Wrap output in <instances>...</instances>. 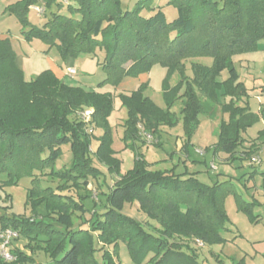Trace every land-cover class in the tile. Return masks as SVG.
I'll return each instance as SVG.
<instances>
[{"label": "trees", "instance_id": "trees-1", "mask_svg": "<svg viewBox=\"0 0 264 264\" xmlns=\"http://www.w3.org/2000/svg\"><path fill=\"white\" fill-rule=\"evenodd\" d=\"M7 1L5 11L27 28L24 37L56 46L64 59L103 50L105 78L98 89L116 88L125 77L148 73L154 65L167 72L162 84L164 109L144 94L148 82L117 95L127 111L122 141L134 153L133 166L122 173L107 122L112 94L69 85L50 69L26 81L10 42L0 39V175L5 176L4 184L30 178L25 202L29 214L0 217V229L16 230L28 252L15 249V259L0 258V264H117L120 243L134 264H202L191 242L178 241L198 237L207 244L224 242L228 195L252 223L259 221L253 213L259 203L243 200L230 180L207 184L192 173H175L174 168L152 170L135 142L142 133L157 139L161 127L173 128L181 121L185 146L199 116L212 115L218 107L228 119L220 121L213 151L234 156L244 143L242 134L258 116L245 101L247 88L231 58L256 50L264 39V0H169L177 12L171 21L160 6L152 5L153 0H138L131 9L123 7L122 0H74L75 7L66 4L68 15L52 13L40 26L28 21L30 7L54 3L60 7L57 0ZM198 57L210 58L211 63L191 62L188 75L185 62ZM173 75L178 80L170 86ZM221 97L229 100L221 102ZM177 99L182 101L178 113L172 111ZM83 107L93 108L92 124L103 131L94 151L90 146L95 128L90 135L80 119L71 118ZM63 145L69 146L71 163L55 170ZM254 151H244L239 158L248 159ZM93 160L117 176L102 195L100 208L86 190L90 178L103 174ZM42 175L56 181L55 187L43 186ZM6 199L11 201L9 195ZM133 202L144 221L123 212L125 204ZM36 252L50 262H36Z\"/></svg>", "mask_w": 264, "mask_h": 264}, {"label": "rangeland", "instance_id": "rangeland-1", "mask_svg": "<svg viewBox=\"0 0 264 264\" xmlns=\"http://www.w3.org/2000/svg\"><path fill=\"white\" fill-rule=\"evenodd\" d=\"M68 5L75 7L74 0H67ZM138 0H122V6L128 9H131L134 4ZM169 0H153L152 5L160 6L165 18L167 21H171L177 15L176 9L168 4ZM5 2L6 0H0V39H8L10 42V46L12 51L14 52L16 57L21 59L20 68L22 70L23 78L26 81L33 80L41 71L50 69L54 73L57 70L54 69L56 67L63 66L65 68L64 74L66 76L64 82L67 84L77 85L80 84L84 86L86 90L96 89L97 84L105 78V74L101 69V62L103 60V50L96 49L94 53H79L74 57L78 61L73 63L71 68L75 70L73 74H69L67 70L69 69L68 65L66 64V59H64L58 48L56 46L48 47L45 43H43L38 38H32L27 40L24 37L23 31L27 28L24 27L13 15L9 12L5 11ZM58 3L61 4L59 7L56 3H54L51 7L44 6L42 4H37L38 6L44 7V13L39 16V14L34 11L33 9H29L27 18L28 21L36 26H40L52 15V13H59V14H69V9L67 3L64 0H57ZM232 62L237 69L238 73L243 76V82L248 89L249 96V103L248 107L253 113H259L261 115L264 112V107L259 103L261 102L257 96L254 94L253 86L258 84H263L264 79V39L258 42V48L253 51L244 52L240 54H235L232 56ZM191 62H200L206 65L211 63L210 58H192L191 60H187L185 62V66L187 69V74L190 75V63ZM167 69L161 65H154L150 69L148 73L141 74L137 77H125L121 83L116 88L112 86H107V89H102L103 92L109 91L113 96V105L110 114L107 117L108 125L111 129L112 135V145L111 148L115 151V156L121 160V172H126L127 170L131 169L134 162V153L132 150L125 148L124 143L122 141L123 136V123L127 117V111L124 106H121L117 95L119 93H129L135 90L141 83L148 82V86L144 91V94L152 99V101L159 106L160 108L164 109L166 107L165 102L163 100L162 95V84L164 78L166 76ZM227 77V72L223 71L221 73V78L225 79ZM178 80L177 75H173L169 80L170 86L172 83ZM261 82V83H260ZM86 85V86H85ZM261 88H264L262 86ZM244 102H240L239 105H243ZM182 106L181 99H177L173 106L172 111L178 113L180 107ZM263 107V109H262ZM92 110L91 107H83L77 108L71 118H78L85 110ZM261 117L262 123H257L252 127L248 128L243 137L245 139H252V142H261L262 146L264 147V138L261 140L257 137L258 131L263 128L264 126V118ZM221 112L219 108L215 110L212 115H200V126L199 131H201L200 139H214L218 133V126L220 124ZM226 118V116H225ZM92 119V115H91ZM81 120V119H80ZM95 133L91 136L92 142L90 149L94 151L96 149V137L100 136L103 131L101 129L97 130L95 125ZM198 127V126H197ZM165 132L169 131V127L165 126ZM173 131L178 130L182 132V126L178 124L176 127L172 129ZM172 131V132H173ZM214 132L212 135L211 133ZM202 137V138H201ZM165 140H162L164 144V150H159L155 145L156 140L155 138H151V140H146L145 142L150 146H145L143 143H139L138 141L135 142V145L139 143V147L137 150L142 149L143 154H145L146 158L152 159L154 154H160V157H163L164 151L168 152L172 148L171 138L167 139L164 137ZM95 142L93 143V141ZM144 140V139H142ZM196 141H199V137L195 138ZM204 141V140H203ZM248 141V140H247ZM141 144V145H140ZM244 149V150H243ZM243 150V151H242ZM248 150L247 147L241 145L238 148L237 154L239 156L243 155L242 152ZM263 151V150H262ZM254 155L253 153L251 156ZM258 156V155H257ZM258 157L263 158L264 153L259 155ZM250 159V158H248ZM211 160V156H208V161ZM150 161V160H149ZM71 163V152L68 145L62 146V155L56 160L54 164L55 170H59L62 168H68ZM214 163L217 168H219V160H214ZM234 163L240 165L239 159H235ZM94 166H96L101 172L103 173L102 176L98 178H90L89 183L86 187V190L90 194V200L97 203L96 208H100V204L102 199V195L107 193L109 187L116 181L117 176L111 175L108 173L107 169L103 167L101 164L97 163L93 160ZM203 167V163H198ZM152 169H162L166 166H157ZM165 165V162H164ZM258 164L257 166H259ZM263 165V164H262ZM256 166V167H257ZM264 166V165H263ZM41 183L43 186H51L55 187L56 181L51 180L50 178L42 175L40 176ZM5 179L4 175H0V217L3 215H11V214H29V208L25 205L26 202V190L30 186V178L22 177L18 180L17 184H4L2 180ZM257 181H261L258 179ZM246 191V190H245ZM70 193L75 196V191H70ZM80 193H84L81 191ZM6 195H9L11 198L10 200L6 199ZM242 198L250 202L251 198L246 196V194L242 193ZM256 198H260V200L264 199V194L262 191L256 193ZM234 198V196H233ZM262 198V199H261ZM235 199V198H234ZM263 204L253 210V213L259 215V217H264V200ZM236 203V202H235ZM88 204H91L88 201ZM225 205V202H224ZM236 204H233L234 210L231 208L230 203H227L225 206L226 210L228 211L229 218L231 222L234 224L235 228L238 229L239 235L232 237L231 232L224 231L222 234L225 241L222 243H215V244H207L204 243L202 246H196L193 242L194 239H199L198 237H191L180 239L178 242L182 243H190V247L195 249L198 259L204 260L209 264H233V262L242 261L243 264H264V254L257 251V241L264 239V222L257 221L256 223H252L246 214L237 209ZM123 212L126 214L133 216L141 221L145 220V215L139 210V205L137 202H133L131 204L126 203L123 209ZM90 214L86 213L84 218L87 220L89 219ZM230 222V221H229ZM260 223V224H259ZM84 227L87 224H83ZM146 229H149L148 225L145 224ZM256 230V231H254ZM254 232L262 233L261 236H256ZM261 237V238H260ZM202 241V240H201ZM203 242V241H202ZM25 240L20 239L17 242V246L21 250H28L25 249ZM118 257H117V264H134L131 257L128 254L127 247L124 243L119 244L118 248ZM36 262L40 263H49L50 259L42 252H36L34 254ZM97 256L100 257V252L97 253ZM202 263V262H201Z\"/></svg>", "mask_w": 264, "mask_h": 264}, {"label": "crops", "instance_id": "crops-1", "mask_svg": "<svg viewBox=\"0 0 264 264\" xmlns=\"http://www.w3.org/2000/svg\"><path fill=\"white\" fill-rule=\"evenodd\" d=\"M8 3L9 2L6 0L4 7ZM153 6L156 7V5H153ZM77 61H78L77 59L68 57L66 59V64L68 65L69 68H71L73 63H76ZM16 63L20 67L21 59L19 57H16ZM53 66H54V69L57 70L55 73L56 76L60 80L64 81V79H65L64 76H66L64 74L65 68H63V66H60L59 68L56 67L55 65H53ZM219 79H221V78H219ZM239 79L243 82V76L241 74H239ZM176 81L173 82L172 85H174L176 83ZM69 85H72V84H69ZM79 86L84 88V86L81 84ZM262 86H264V79H263V84H258V85L253 86V88H254L253 92H254L255 96H257L259 98V100L261 101L259 103L264 107V88H261ZM107 88H108L107 86L103 87V89H107ZM95 90L99 91V92H103L102 89L96 88ZM126 94H128V93H126ZM249 96H250V94L248 93V89H247V97L245 98V101L248 103H249ZM228 100H229V97H221L220 98L221 102H227ZM263 107H262V109H263ZM256 114L258 116L257 123H262L260 116H262V118H264V112H262L261 115L258 112ZM225 116H226V118H225ZM227 119H228V115L221 113L220 121L221 120L226 121ZM178 124L181 125V121ZM199 126H200V120H199L198 127L196 128V130L194 131V133L192 135V138L190 139V142L185 146H184L185 138L183 135V131L182 132H180L178 130L173 131L172 130L174 128L173 127V128H168L169 131L165 132L166 128L161 127L160 131H159V135H158L157 139H155L156 143L159 145L155 144L153 146H156L159 150L160 149L164 150L163 149L164 144L162 143V140H165L164 137H166L167 139H169V138L172 139L171 140L172 148L168 152L164 151L163 157H160V154H157V155L154 154L152 159H149L150 160L149 161L146 158L145 154H143L142 149H139L138 152L142 153L143 156L145 157V160L149 164H151L150 169H152V167H155L156 166L155 164H157V166H159V165L160 166H166V167L162 168L161 170H163V169L167 170L170 168H174L175 173H184V172L185 173H192V174H194V176L197 179H199L200 181L205 182L207 184H212L214 182H222L225 180H230L232 182V184L234 185L236 192L238 193V195H240L241 198H242V196H241L242 193L246 194V196L251 198L250 201L256 200L259 203V205L257 207L260 208V206L263 204L262 200H264V199L261 198L262 200H260V198H256L255 196H256V193L258 192V190L262 191L264 194V166H263L264 165V157L263 158L259 157L260 158V163H259L260 165L257 166L255 164H249L250 159L241 160L239 158L240 157L239 154H237L238 149L236 150V153L234 154L233 157H231L229 154L223 153V152L216 153L213 151V145L215 144V142L217 140V136L215 139L213 137H211V139L210 138L206 139V141H205V139H203L204 141L201 140L200 135L202 132L201 131L198 132ZM97 130H99V129H97ZM143 134L144 133L141 134V137H140L141 139H140V141H138L141 144L143 142L142 139H144V142H145V136ZM211 134L213 135L214 132H212ZM243 134H242V136H243ZM99 135H101V131H100ZM198 137H199V141H196L195 138H198ZM243 138H244V143L242 145H244V147L248 148V150H245V151H249V149H252L253 151L255 150L253 152L254 155H252V156H257V155L259 156L262 153H264V147L262 146L261 142L256 143L254 141L252 142L251 138L250 139H245V137H243ZM256 138H258V140L259 139L261 140V138H264V126L262 129H260L258 131ZM94 142H95V140L93 141V143ZM263 142L264 141H262V143ZM139 143H137V145H136L137 147H139ZM97 144H98V142L96 141V146H97ZM144 145L150 146L146 142ZM199 148L202 149V152H200V153L197 152V149H199ZM209 155L211 156V160L209 162H207ZM249 158H251V156ZM216 159L219 160V168H217L215 163H214V160H216ZM235 159H239L240 165H237V163H234ZM201 161L204 164L203 167L200 164H198V163H201ZM164 162H165V165H164ZM211 164L214 165V168L210 167ZM152 170H154V169H152ZM258 179H260L261 181H257ZM243 200H245V199H243ZM245 201H247V200H245ZM228 202L230 203L231 208L234 210L233 204H236V203H235V199L233 198V195L230 194L226 197L225 206H227ZM257 207H255V208H257ZM225 210H226V208H225ZM235 211H237V209H235ZM226 213H227V216L229 218L227 210H226ZM259 220H260V222L263 223L264 217H259ZM229 221L230 222H228V224L226 225L227 226V232H231L232 237L239 235V233L237 231L238 229L235 228V226L231 222L230 218H229ZM254 231H256V230H254ZM254 233L258 237L262 235V233H259V234L257 232H254ZM262 237L264 238L263 235H262ZM257 242H258V244L256 245L258 247L257 251L264 254V239H261L260 241H257ZM198 260L200 261V259H198ZM201 262H202V264H209V263L205 262L204 260H201Z\"/></svg>", "mask_w": 264, "mask_h": 264}, {"label": "built area", "instance_id": "built-area-1", "mask_svg": "<svg viewBox=\"0 0 264 264\" xmlns=\"http://www.w3.org/2000/svg\"><path fill=\"white\" fill-rule=\"evenodd\" d=\"M64 2H68L67 0H64ZM31 8L36 11L39 16L44 13L45 8L33 5ZM69 74H73L75 70L73 68H69L67 70ZM92 110L88 109L85 110L82 115L80 116L81 121L84 123V129L85 131L92 135L94 133V127L92 124ZM146 138V140H151V136L149 134L144 133L143 134ZM197 152H202V149H197ZM260 163V158L258 156H251L249 164H255L258 165ZM211 168H214V165H210ZM21 239L19 233L16 230H13L11 228H5L0 229V258L5 262H11L15 259L14 250L20 249L19 246H17V242ZM193 242L196 246H202L204 242H202L199 239H194Z\"/></svg>", "mask_w": 264, "mask_h": 264}]
</instances>
